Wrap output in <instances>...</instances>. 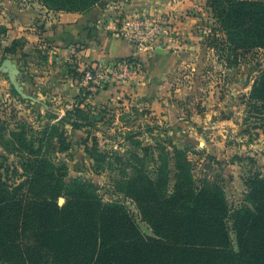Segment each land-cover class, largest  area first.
<instances>
[{"label":"rangeland","instance_id":"rangeland-1","mask_svg":"<svg viewBox=\"0 0 264 264\" xmlns=\"http://www.w3.org/2000/svg\"><path fill=\"white\" fill-rule=\"evenodd\" d=\"M107 1L111 0L101 3ZM15 6L30 7L37 14L60 11L49 0H0V13H8ZM210 11L211 23L203 32L200 48L172 58L168 74L174 89L179 91L172 99L175 110L167 118L146 117V110L139 111L136 106L89 109L80 108L78 101L69 106L44 98L35 102L20 95L8 73L0 70V189L5 194L15 191V187L32 178L33 172L26 170L23 163H35L45 153L59 167V177L87 185L93 199L104 204L103 211L107 210L106 205H113L119 215L128 217L113 222L116 238L167 241L175 236L161 227L173 229L175 226L162 218L181 212L176 204L167 202L174 193V164L171 163L172 179L167 191H156L155 200L147 201L145 209L151 218L145 216L137 199L141 191H136L134 185L138 168H145L150 177H155L154 170L165 160H172L176 148L184 150L191 162L196 191L204 183L223 191L230 213L250 205L247 198L250 180L257 175L264 178V99L253 94L264 69V48H236L228 41L211 8ZM35 55L41 65L49 63L48 54ZM4 56L1 48L0 65L6 59ZM18 80L23 81L21 75ZM24 87L39 97L38 91ZM90 111L88 121L77 119ZM13 131L23 133L26 142L16 144ZM30 142L31 147L27 144ZM40 147L39 156L31 154V148ZM140 155L145 157V167L138 160ZM36 185L38 191L27 187L23 191L32 195V199H35L33 194L37 199H54L63 208L57 217L65 219L64 225L73 222L70 230L84 226L79 205L66 209L69 201H76L71 191L58 194V187L54 189L49 181ZM21 202L22 205L8 211L13 214L18 209L24 213V201ZM33 208L26 209L28 219L34 217ZM225 222L229 226L230 242L238 250L233 220L229 218ZM47 225L35 220L29 228L41 232ZM84 232L93 240L103 241L101 226ZM10 251L4 244L0 264ZM44 257L51 260L49 252Z\"/></svg>","mask_w":264,"mask_h":264},{"label":"trees","instance_id":"trees-1","mask_svg":"<svg viewBox=\"0 0 264 264\" xmlns=\"http://www.w3.org/2000/svg\"><path fill=\"white\" fill-rule=\"evenodd\" d=\"M102 1L49 0L60 11L67 12H88ZM208 6L220 21L228 41L236 48H264V0H208ZM0 32H7V28L0 25ZM21 43L15 40L11 47L5 48L4 57L15 53ZM75 74L82 79L84 72ZM261 75L253 94L264 99V69ZM82 93V100L92 95L86 90ZM91 114L92 111L77 119L88 121ZM73 124L79 126L78 123ZM12 136L17 140L16 144L26 142L21 132L13 131ZM27 144L32 146L31 142ZM30 152L39 156L41 147L37 150L31 148ZM138 160L141 166L145 165L144 156L140 155ZM171 163L175 166L176 181L174 193L167 202L176 204L181 212L174 217L164 215L162 218L167 224L175 226L173 229L161 227L164 232L175 236L167 241L116 238L113 222L128 219L126 215H119L117 207L106 205L107 210L103 211L104 204L93 199V193L87 192L90 191L87 185L70 183L59 177V167L49 161L45 153L41 158L37 157L35 163H23L26 170L33 172L32 178L15 187V191L5 194L0 189V254L4 244L11 249L1 264H264V178L257 175L250 180L247 198L251 204L230 213L223 191L210 188L206 183L196 191L191 162L184 150L175 148L172 160H165L154 170L155 177H150L145 168L136 170L138 177L134 187L136 191H141L137 199L149 218L151 216L145 206L148 200H155L156 191H167L172 179ZM41 181H49L54 189L58 187V194L71 191L76 201H69L66 209L73 204L79 205L84 226L70 230L73 222L64 225L65 219L57 217L63 208L54 199H37L35 194V199H32V195L23 191L24 187L30 191L37 190L36 183ZM21 201H24V213L18 209L13 214L8 211L22 205ZM29 206L34 207V217L30 219L26 214ZM229 218L233 220L238 250L230 242L229 226L225 222ZM35 220L48 224L47 229L41 232L30 229L29 225ZM99 226L104 234L101 242L84 232V229ZM46 252L51 256L50 261L44 257Z\"/></svg>","mask_w":264,"mask_h":264},{"label":"crops","instance_id":"crops-1","mask_svg":"<svg viewBox=\"0 0 264 264\" xmlns=\"http://www.w3.org/2000/svg\"><path fill=\"white\" fill-rule=\"evenodd\" d=\"M33 11L30 7L15 6L8 13H0V23L7 28V32L0 34V49L5 51L15 40L22 42L6 58L25 70L20 83L38 91V99L65 106L78 101L80 108L89 109L136 106L139 111L146 110V117L160 118L174 112L172 99L179 91L174 89L168 74L172 58L199 49L203 32L211 23L208 0H111L88 12ZM119 11L167 13L171 16V30L152 46L136 51L130 41L116 32L118 27L110 20ZM40 52L49 57L44 66L35 55ZM133 55L142 62L143 75L109 83L81 99L85 90L83 79L75 73L84 72L90 64L107 66Z\"/></svg>","mask_w":264,"mask_h":264},{"label":"built area","instance_id":"built-area-1","mask_svg":"<svg viewBox=\"0 0 264 264\" xmlns=\"http://www.w3.org/2000/svg\"><path fill=\"white\" fill-rule=\"evenodd\" d=\"M110 20L117 25L116 32L130 41L136 51L152 46L165 32L171 30V16L159 11L150 13L119 11L113 14ZM108 22L109 20H106V23ZM143 68L142 62L136 55L131 59L117 60L107 66L90 64L84 70L83 86L95 93L109 83L123 81L131 75H143Z\"/></svg>","mask_w":264,"mask_h":264},{"label":"water","instance_id":"water-1","mask_svg":"<svg viewBox=\"0 0 264 264\" xmlns=\"http://www.w3.org/2000/svg\"><path fill=\"white\" fill-rule=\"evenodd\" d=\"M0 70L7 72L8 76L13 83L15 89L18 91L20 95L24 98L33 100L35 102L39 101L38 98L34 97L30 93L25 90V87L20 83L18 77L21 75V71L19 70L18 64L13 61L11 58H6L0 65Z\"/></svg>","mask_w":264,"mask_h":264}]
</instances>
